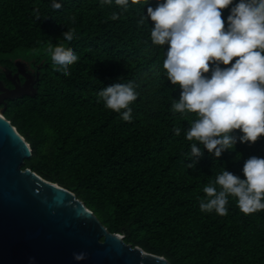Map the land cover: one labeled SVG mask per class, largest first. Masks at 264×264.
Returning <instances> with one entry per match:
<instances>
[{
	"label": "trees",
	"instance_id": "16d2710c",
	"mask_svg": "<svg viewBox=\"0 0 264 264\" xmlns=\"http://www.w3.org/2000/svg\"><path fill=\"white\" fill-rule=\"evenodd\" d=\"M55 2L62 8L54 10L53 0H0V78L1 67L15 59L39 64L36 94L5 100V118L31 147L22 168L73 192L110 232L171 264H264V210L245 215L231 196L226 216L199 207L203 188L223 170L246 179L245 161L264 158V136L240 143L243 133L236 130L234 149L215 157L197 143L203 154L191 158L195 141L186 132L197 114L173 112L182 90L163 68L169 45L152 44L150 18L138 24L158 0L127 12L115 0L103 6L101 0ZM237 3L221 10L225 30ZM114 12L119 19H111ZM71 29L68 42L62 33ZM57 45L79 57L69 76L53 69L47 50ZM232 63L235 58L220 67ZM129 82L139 95L126 122L98 93ZM193 160L195 167L187 168Z\"/></svg>",
	"mask_w": 264,
	"mask_h": 264
},
{
	"label": "clouds",
	"instance_id": "9594fccd",
	"mask_svg": "<svg viewBox=\"0 0 264 264\" xmlns=\"http://www.w3.org/2000/svg\"><path fill=\"white\" fill-rule=\"evenodd\" d=\"M233 0H163L155 8L147 7V17L141 15L138 24L147 18L154 23L151 28L153 45H169L163 68L167 79L179 85V101L173 100L174 113H195L197 119L186 132L191 144V158L202 156L201 148L220 157L225 150H232L237 143L233 133L239 130L240 143H255L264 136V0H239L227 17V30L222 11ZM111 5L112 0H101V6ZM122 12L132 5L142 8L141 0H115ZM52 8L59 10L61 3L53 0ZM37 10L36 19L40 20ZM111 19H119L113 13ZM75 29L62 33L71 42ZM51 54L55 71L70 75L69 67L79 57L70 47L57 45L47 50ZM231 67L221 68L220 64ZM210 65L211 76L209 73ZM133 82L114 83L103 88L98 97L105 107L120 113L126 122L132 121L129 105L138 98ZM125 110L121 112V110ZM174 132L180 135L181 129ZM196 161L187 164L194 168ZM246 179L223 170L204 188L205 197L200 200V210L226 216L229 197L237 198V206L245 215L264 210V158L256 156L245 161L242 169ZM85 252H74L75 261H83Z\"/></svg>",
	"mask_w": 264,
	"mask_h": 264
},
{
	"label": "water",
	"instance_id": "95a60500",
	"mask_svg": "<svg viewBox=\"0 0 264 264\" xmlns=\"http://www.w3.org/2000/svg\"><path fill=\"white\" fill-rule=\"evenodd\" d=\"M16 63L13 87L0 81V264H171L163 257L125 243L110 232L68 189L48 181L30 168H22L31 147L5 118V100L34 96L33 80ZM85 252L83 261L73 253Z\"/></svg>",
	"mask_w": 264,
	"mask_h": 264
},
{
	"label": "flooded vegetation",
	"instance_id": "af4514ba",
	"mask_svg": "<svg viewBox=\"0 0 264 264\" xmlns=\"http://www.w3.org/2000/svg\"><path fill=\"white\" fill-rule=\"evenodd\" d=\"M18 61H19L18 59L13 60L12 67H10L8 69L3 67V66L1 67V72L4 74L5 80L0 78V81L4 87H8V88L13 87L12 83L6 78V74H8V76L10 78L14 79V81L16 83L22 84L25 81V78L21 74H19L18 78H16L14 76L15 73L17 72L16 63ZM22 62L24 63L22 65L23 74L25 73V74L30 75V79L33 80L35 77V73L37 72V66H39V64H37L33 61H31V62L30 61H22Z\"/></svg>",
	"mask_w": 264,
	"mask_h": 264
}]
</instances>
